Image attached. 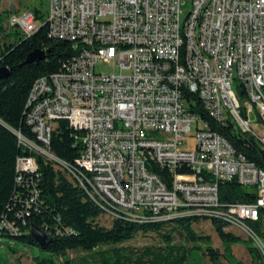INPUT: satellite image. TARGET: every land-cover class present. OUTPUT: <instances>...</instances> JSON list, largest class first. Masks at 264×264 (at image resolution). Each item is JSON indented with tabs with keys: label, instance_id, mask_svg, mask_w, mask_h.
I'll use <instances>...</instances> for the list:
<instances>
[{
	"label": "built area",
	"instance_id": "1",
	"mask_svg": "<svg viewBox=\"0 0 264 264\" xmlns=\"http://www.w3.org/2000/svg\"><path fill=\"white\" fill-rule=\"evenodd\" d=\"M44 3L49 37L73 55L32 85L26 123L37 143L17 134L19 145L66 172L111 220H216L245 235L264 264V172L218 131L264 152V0ZM0 12L4 34L30 37L40 26L16 0H0ZM101 64L113 71L96 72ZM57 120L81 133L75 167L49 151ZM193 124L194 148L184 149ZM16 171L34 173L35 160L18 158ZM233 181L255 202H220L219 184Z\"/></svg>",
	"mask_w": 264,
	"mask_h": 264
},
{
	"label": "trees",
	"instance_id": "2",
	"mask_svg": "<svg viewBox=\"0 0 264 264\" xmlns=\"http://www.w3.org/2000/svg\"><path fill=\"white\" fill-rule=\"evenodd\" d=\"M30 9L40 24L30 37L22 36L15 29L4 34L2 21L5 14L0 13V33L3 38L12 40V43L0 46V67H5L9 72L8 78L0 80V225L8 223L16 230L14 233L1 228L0 244L6 240L11 253L16 251L10 245L38 247L28 235L32 227L47 237V243L38 247L45 255L34 256L32 264H240L229 250L232 245L244 243L255 264H261L248 241L225 232L226 225L216 220L209 222L224 246L222 255L212 249L209 237L194 232L193 226L201 221L197 218L177 217L170 221L143 224L114 219L109 226H102L98 222L103 216L100 207L69 179L66 172L43 156L19 145L17 134L37 143L36 136L26 123V104L32 85L41 77L57 73L73 55L69 43L49 37L45 24V3L39 1L36 5L32 4ZM37 50L45 53V59L38 64L26 63V57ZM218 131L248 161L264 172V152L254 141L239 134H230L227 129L219 128ZM80 135L66 120L55 121L50 153L75 167L82 151L78 140ZM18 158H33L36 171L20 176L16 171ZM218 191L219 201L224 204L255 202L252 189L235 181L219 184ZM138 234H154L162 245L139 251L115 248L133 240ZM174 237L193 246H177ZM101 246L114 248L98 253L97 260L76 262L66 256L68 252H92Z\"/></svg>",
	"mask_w": 264,
	"mask_h": 264
},
{
	"label": "rangeland",
	"instance_id": "3",
	"mask_svg": "<svg viewBox=\"0 0 264 264\" xmlns=\"http://www.w3.org/2000/svg\"><path fill=\"white\" fill-rule=\"evenodd\" d=\"M38 1L44 0H16V3L18 2L19 6L26 5L30 7L32 4L38 3ZM25 6V7H26ZM18 7V6H17ZM19 8V7H18ZM188 9V5L183 7L181 9L182 12L186 11ZM20 10V9H19ZM1 13V12H0ZM5 18L2 21L3 29L6 27V21H7V13H4ZM3 43H12V40L10 38H3L2 34L0 33V46H2ZM96 72L99 73H111L113 71L112 68L105 64L97 65L95 67ZM192 132L188 133L186 137L184 138L183 148L184 149H193L194 148V137L193 133L195 131V125L193 124L191 127ZM98 222L102 226H109L112 222V220L108 217L101 216L98 219ZM194 232L197 235H201L204 237H209L210 239V245L212 249L218 251L221 255L224 252V246L222 242L220 241L219 237L215 233L212 225L209 221L201 220L197 224L193 226ZM225 232H229L234 234L235 236H238L243 241H247V238L245 235L240 233L239 231H236L234 229L225 228ZM174 244L180 245L182 244L185 248H191L193 245L191 243H186L181 241L179 238L174 237ZM160 239L154 235V234H148L146 236L138 234L133 240L123 243L122 245L115 246V248H132L134 250H142L145 247H159L161 246ZM197 246H200L203 248L202 245L198 244ZM10 248L15 249V253H11L6 245V240H3V244H0V264H32L33 263V257L37 255H45L44 253L39 251L38 247H15L13 245H10ZM114 247L111 246H101L97 248L96 250L92 252H82V251H74V252H68L66 256L69 259H72L73 261L80 262L83 259L88 260H97V254L106 251L109 249H112ZM229 253L232 255V257L238 261L240 264H255L253 257L251 256L250 252L246 248L244 243H239L232 245L230 247ZM61 261V260H60ZM207 262V259H205ZM221 262L224 263V260L221 258ZM92 264V263H91Z\"/></svg>",
	"mask_w": 264,
	"mask_h": 264
},
{
	"label": "water",
	"instance_id": "4",
	"mask_svg": "<svg viewBox=\"0 0 264 264\" xmlns=\"http://www.w3.org/2000/svg\"><path fill=\"white\" fill-rule=\"evenodd\" d=\"M45 59V53L43 51L37 50L30 53L26 57V63H35L38 64ZM9 76V72L5 67H0V80L6 79ZM28 235L31 241L37 245L38 247H43L47 243L46 235L36 228H30L28 231Z\"/></svg>",
	"mask_w": 264,
	"mask_h": 264
}]
</instances>
